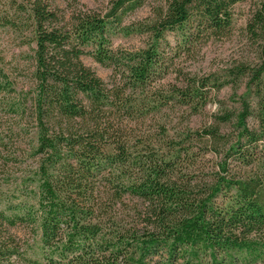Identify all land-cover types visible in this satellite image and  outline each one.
<instances>
[{"label":"trees","instance_id":"trees-1","mask_svg":"<svg viewBox=\"0 0 264 264\" xmlns=\"http://www.w3.org/2000/svg\"><path fill=\"white\" fill-rule=\"evenodd\" d=\"M56 1L21 8L33 33L29 90L15 89L0 52V109L9 113L0 116V174L31 157L29 183H38L32 203L26 196L2 208L0 194V264H28L10 231L18 223L40 234L34 264H264V1L248 23L257 61L224 76L187 71L179 60L231 33L234 7L246 0H162L134 27L124 18L147 0H112L106 12L68 0L62 15ZM120 32L148 42L117 48ZM83 56L112 68L110 79ZM245 78L239 110L170 133ZM32 128L36 141L25 148L21 134ZM206 154L215 169L200 174Z\"/></svg>","mask_w":264,"mask_h":264},{"label":"rangeland","instance_id":"rangeland-1","mask_svg":"<svg viewBox=\"0 0 264 264\" xmlns=\"http://www.w3.org/2000/svg\"><path fill=\"white\" fill-rule=\"evenodd\" d=\"M112 0H78L80 7L89 8L97 12H106L111 5ZM264 0H246L238 3L234 7V20L232 32L222 38H212L206 44L199 45L191 56H183L179 60V65L185 70L197 74L220 73L224 76L225 70L241 64H250L257 61L259 55V40L248 30V23L253 18L255 12ZM162 0H147V2L138 9L129 12L123 24L126 27L139 26L147 24L156 15L157 8ZM29 0H0V52L4 57L3 68L14 81L15 89L20 92L29 90L32 86L31 71L32 65L30 55L33 47H30L27 40L33 37L29 18L21 10L27 6ZM59 13L69 14L72 10L71 2L68 0H57ZM16 21L17 25L11 23ZM21 23V25H18ZM18 26V27H17ZM169 41L172 46L178 44V36L169 34ZM148 37L142 33H118L113 38V44L117 48L124 50H138L146 45ZM31 46H35L32 43ZM83 62L91 67L100 77L109 80L112 74V68L103 66L91 56H83ZM247 78L225 86L217 95L216 101L210 103L202 114L194 115L190 118H183L174 121L170 130L171 134L176 131H183L187 126L192 129L203 128L215 122V116L222 114L226 110L236 111L241 106V96L246 92ZM6 110L0 109V116L9 114ZM10 123V121H8ZM14 130H23L24 125L15 124ZM176 129V130H175ZM223 131L233 130V124L223 126ZM36 130L21 134V140L24 147L28 148L31 143L36 141ZM21 146L22 148H24ZM19 153V152H18ZM10 161L8 166L0 174V194L1 200H4L2 208L6 202H19L25 200L26 196L30 203L35 202L34 191L37 190V182L33 185L29 183V178L33 175L36 163L33 158L16 157ZM216 162L212 154H206L201 160L199 168L200 174H211L215 169ZM27 195L23 196L22 194ZM11 213V212H7ZM21 245L25 260L28 264H34L35 260H42V250L40 234L22 224H17L10 230Z\"/></svg>","mask_w":264,"mask_h":264}]
</instances>
